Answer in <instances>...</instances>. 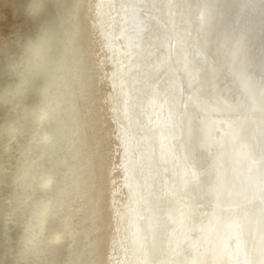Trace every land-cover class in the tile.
<instances>
[{
	"label": "bare ground",
	"instance_id": "6f19581e",
	"mask_svg": "<svg viewBox=\"0 0 264 264\" xmlns=\"http://www.w3.org/2000/svg\"><path fill=\"white\" fill-rule=\"evenodd\" d=\"M0 264H264V0H0Z\"/></svg>",
	"mask_w": 264,
	"mask_h": 264
}]
</instances>
